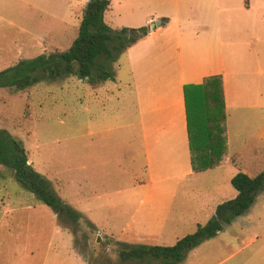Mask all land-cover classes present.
Here are the masks:
<instances>
[{
    "label": "rangeland",
    "instance_id": "obj_1",
    "mask_svg": "<svg viewBox=\"0 0 264 264\" xmlns=\"http://www.w3.org/2000/svg\"><path fill=\"white\" fill-rule=\"evenodd\" d=\"M251 1L264 11V0ZM85 5L86 0H0V71L20 60L65 51L77 36ZM109 9L102 20L116 31ZM113 67L114 79L101 85L69 76L24 91L0 89V129L22 142L34 171L82 217L73 224L64 217L60 221L0 166V264H160L121 261L117 244L144 236L150 239L146 244L171 246L205 225L216 204L236 196L221 178L212 195L205 188L176 195L167 212L153 199L145 200V189L139 187L147 181L145 165L130 164L118 152L123 151L118 127L130 103L129 92L118 84L129 80L123 52ZM243 117L237 147L246 155L260 143L251 132L261 115ZM250 157L243 159V172L254 177L264 171V158ZM177 264H264V190L244 214Z\"/></svg>",
    "mask_w": 264,
    "mask_h": 264
},
{
    "label": "crops",
    "instance_id": "obj_2",
    "mask_svg": "<svg viewBox=\"0 0 264 264\" xmlns=\"http://www.w3.org/2000/svg\"><path fill=\"white\" fill-rule=\"evenodd\" d=\"M108 7L117 29L148 27L160 21L123 52L129 80L118 81L130 97L118 127L123 147L118 152L130 164L145 165L147 181L139 186L145 189V200L153 199L160 211L167 212L176 195L203 188L212 195L219 190L221 178L230 184L235 174L244 173L247 154L264 158V38H260L264 36V27H260L264 11L258 12L256 3L109 0ZM210 77L219 78L223 116L216 117L218 106L209 113L197 105V112L196 104H190L188 115L184 94L187 90L192 97L194 90L187 87L200 86ZM243 110L261 115L251 132L252 139L260 143H254L246 155L237 147L239 132L244 129ZM231 112L238 115L232 118ZM203 113L204 123L200 124L198 116ZM199 138L206 143H197ZM192 158L216 164L193 171ZM28 163L32 166L29 159ZM134 238L119 243L153 246L146 244L150 239L144 236Z\"/></svg>",
    "mask_w": 264,
    "mask_h": 264
},
{
    "label": "trees",
    "instance_id": "obj_3",
    "mask_svg": "<svg viewBox=\"0 0 264 264\" xmlns=\"http://www.w3.org/2000/svg\"><path fill=\"white\" fill-rule=\"evenodd\" d=\"M108 6L109 0H88L78 26L77 36L71 45L65 51L40 55L31 60H20L1 70L0 89L24 91L41 81L64 80L69 76L86 80L94 85L113 80V66L117 55L144 38L149 29L146 26L137 29L123 27L112 31L102 20ZM218 79V77H210L200 86L187 87L194 90L192 97L187 90L184 94L188 115L190 104H196L197 112L199 111L197 105H201L203 110L206 109L209 113L218 106L219 109L215 110L216 117L223 116V99ZM204 116V113L198 116L200 124L204 123ZM197 143L206 142L199 138ZM202 151L206 152L207 149ZM214 164L216 163L198 162L192 158L191 167L193 171H199ZM0 166L11 170L14 180L48 206L60 221L63 222V217L72 224L81 220V214L63 203L55 194L49 180L34 171L28 163L22 142L2 129H0ZM230 185L236 191V196L218 204L206 224L197 226L192 234L184 236L171 246L142 244L131 246L118 243L119 259L121 261L157 260L160 264L182 262L187 251L216 236L225 225L244 214L252 206L256 195L264 190V171L254 177L238 172L231 178Z\"/></svg>",
    "mask_w": 264,
    "mask_h": 264
},
{
    "label": "water",
    "instance_id": "obj_4",
    "mask_svg": "<svg viewBox=\"0 0 264 264\" xmlns=\"http://www.w3.org/2000/svg\"><path fill=\"white\" fill-rule=\"evenodd\" d=\"M159 24H160V21H154L153 23H151V24L149 25V28H150V29H153L154 26H157V25H159Z\"/></svg>",
    "mask_w": 264,
    "mask_h": 264
}]
</instances>
